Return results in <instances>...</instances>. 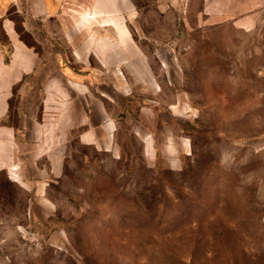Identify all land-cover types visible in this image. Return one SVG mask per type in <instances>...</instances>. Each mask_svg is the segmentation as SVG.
<instances>
[{
    "label": "rangeland",
    "instance_id": "rangeland-1",
    "mask_svg": "<svg viewBox=\"0 0 264 264\" xmlns=\"http://www.w3.org/2000/svg\"><path fill=\"white\" fill-rule=\"evenodd\" d=\"M120 1L136 75L44 186L0 172V264H264V0Z\"/></svg>",
    "mask_w": 264,
    "mask_h": 264
},
{
    "label": "crops",
    "instance_id": "crops-1",
    "mask_svg": "<svg viewBox=\"0 0 264 264\" xmlns=\"http://www.w3.org/2000/svg\"><path fill=\"white\" fill-rule=\"evenodd\" d=\"M72 1L0 0V172L22 186H44L63 171L65 140L78 115L73 103L104 101L105 69L115 72L114 65L129 59V73L136 75L132 58L139 46L117 16L121 1L93 0L77 17L73 12L80 5ZM92 11L98 15L88 17ZM211 12L228 11L216 6ZM108 29L113 33L106 34ZM119 69L111 85L127 93L130 85ZM95 135L86 130L82 136Z\"/></svg>",
    "mask_w": 264,
    "mask_h": 264
},
{
    "label": "bare ground",
    "instance_id": "bare-ground-1",
    "mask_svg": "<svg viewBox=\"0 0 264 264\" xmlns=\"http://www.w3.org/2000/svg\"><path fill=\"white\" fill-rule=\"evenodd\" d=\"M96 15H98V14L96 13V11H92V12H89L88 17H96Z\"/></svg>",
    "mask_w": 264,
    "mask_h": 264
}]
</instances>
